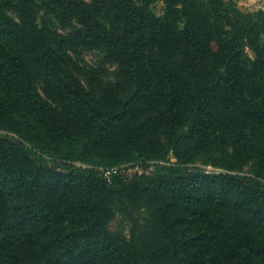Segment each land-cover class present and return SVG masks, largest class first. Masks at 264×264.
<instances>
[{
	"label": "trees",
	"instance_id": "16d2710c",
	"mask_svg": "<svg viewBox=\"0 0 264 264\" xmlns=\"http://www.w3.org/2000/svg\"><path fill=\"white\" fill-rule=\"evenodd\" d=\"M107 4L99 24L84 1L51 0L80 26L70 43L118 65L125 98L97 96L65 68L35 0H0V127L32 143L0 135V264H264V172L231 169L245 155L264 168L263 26L225 0ZM217 134L233 152L207 172L195 158ZM171 155L175 166L145 177L99 168ZM141 203L137 236L111 231Z\"/></svg>",
	"mask_w": 264,
	"mask_h": 264
},
{
	"label": "rangeland",
	"instance_id": "374dc122",
	"mask_svg": "<svg viewBox=\"0 0 264 264\" xmlns=\"http://www.w3.org/2000/svg\"><path fill=\"white\" fill-rule=\"evenodd\" d=\"M36 5L41 8H36L34 19L39 28L48 31V36L51 38V43L57 55L68 71L90 91L97 96L108 94L112 97L125 98L131 93L129 87L123 85L119 80L118 65L112 64L106 59L104 50L98 47H89L79 44L78 42L70 43L68 39L74 33L75 29L80 27L75 18L60 14L56 7L51 5V0H35ZM92 7V11L98 13V23L108 24L110 19V8L107 0H82ZM229 9H235L242 15H252L255 22L264 29V0H225ZM46 3L52 10L43 6ZM152 11L157 16L164 14V4L159 2L151 7ZM55 10V11H54ZM14 13L11 12V15ZM15 15V14H14ZM61 15V16H60ZM63 15V16H62ZM61 17V18H60ZM249 35L247 38V46L245 49L246 55L253 62L256 58L253 52V46L250 43L252 39H256ZM66 38L67 40H63ZM261 45L264 44V35H261ZM251 64L248 66V71H251ZM43 94V93H42ZM44 95V94H43ZM50 101V100H49ZM0 135L7 137L13 141H21L22 143L32 147V143L20 137L18 134L0 127ZM216 139V140H215ZM34 145V144H33ZM35 146V145H34ZM33 150H47L36 145ZM233 152L231 143L228 139L224 142V138L220 135L212 136L205 141V146L198 150L195 158V165L207 172H224L223 168L214 167L211 165L216 157H223L226 154L231 155ZM39 153V152H38ZM48 160H52L48 157ZM235 168H231L234 172L254 175L258 171L264 172V168L260 167L259 161L254 156L251 158L248 155L243 156L240 161H237ZM79 166L91 167L88 164L77 162ZM177 164L176 159L171 155L166 163L162 161L142 162V161H124L107 168L106 170L100 166L101 170L105 171L107 177L113 175H121L125 178L135 176H150L156 172L159 165ZM127 211L117 212L115 218L110 223V229L117 235L123 236L126 239H132L141 232V228L146 217V208L144 203L136 206H130ZM244 220H246L244 218ZM250 224V220H246Z\"/></svg>",
	"mask_w": 264,
	"mask_h": 264
}]
</instances>
